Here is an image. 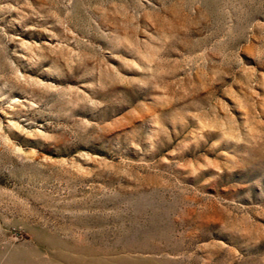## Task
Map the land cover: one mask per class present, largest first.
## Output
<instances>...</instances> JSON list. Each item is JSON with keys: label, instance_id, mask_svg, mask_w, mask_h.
<instances>
[{"label": "rangeland", "instance_id": "1", "mask_svg": "<svg viewBox=\"0 0 264 264\" xmlns=\"http://www.w3.org/2000/svg\"><path fill=\"white\" fill-rule=\"evenodd\" d=\"M0 264H264V0H0Z\"/></svg>", "mask_w": 264, "mask_h": 264}]
</instances>
